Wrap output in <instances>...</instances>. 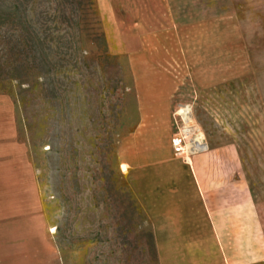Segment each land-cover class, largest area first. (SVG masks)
<instances>
[{
    "label": "rangeland",
    "instance_id": "1",
    "mask_svg": "<svg viewBox=\"0 0 264 264\" xmlns=\"http://www.w3.org/2000/svg\"><path fill=\"white\" fill-rule=\"evenodd\" d=\"M179 176L206 221L149 201ZM0 240L11 264L264 261V0H0Z\"/></svg>",
    "mask_w": 264,
    "mask_h": 264
},
{
    "label": "crops",
    "instance_id": "2",
    "mask_svg": "<svg viewBox=\"0 0 264 264\" xmlns=\"http://www.w3.org/2000/svg\"><path fill=\"white\" fill-rule=\"evenodd\" d=\"M18 147L19 146L17 144V145L11 146L9 149V151L12 152V154L15 158L17 157L15 152H17ZM21 152H22V149H21ZM20 158H21V156H20ZM15 160L16 159H14V161ZM17 162L18 161H16V163ZM121 164H125L127 166V169L130 168V165L126 162H122ZM25 165L26 166H24L23 168H24L26 173L24 174L22 172L23 177L25 179V183H26L25 185H26V187L29 188L30 193L32 192L31 194L33 195V191L36 189L35 188L36 184H35L34 175L32 173V170L29 168L30 166H28L26 163H25ZM126 170H125V172H126ZM28 171H29V175L27 174ZM18 172L22 175V173L19 169H18ZM181 173H182V171H181ZM180 176L176 177L175 186L168 187L166 185H163V187L162 186L158 187L156 191H153L152 189H150V192L148 191L150 194L149 201L161 202L165 198V196L163 194H165V192L171 190V191H173L172 193L174 195H176V198L178 195V196H180L179 197L180 200H182V202H180L181 207H179L180 205H177L174 208L183 209L186 212V214H188L187 217L191 216L190 219L198 218L197 214L200 216V212H201L202 219L205 220L206 219L205 209L203 208L204 206L201 203L200 196H199L198 192L196 191L197 188H194V186H193V188L189 189L190 192L186 191L182 185L178 184V181L180 180L179 179ZM134 192H137V190L134 189ZM176 198L174 197L173 200H175ZM33 200H36V199L29 200L28 207H33V205H35V203H32ZM15 214L18 215L11 208L9 210V212L6 211L5 216H6V218L8 217V219H9V218H12ZM10 227L12 228V226H10ZM10 233H11V230H10ZM5 234H6V232H5ZM4 248L8 249V253L5 252V250L2 251V249H4ZM11 248H12L11 242H9L7 240H2V241L0 240V264H11V252H10ZM259 263L264 264V261H261Z\"/></svg>",
    "mask_w": 264,
    "mask_h": 264
}]
</instances>
